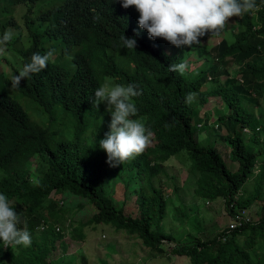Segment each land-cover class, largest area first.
<instances>
[{
	"label": "trees",
	"instance_id": "1",
	"mask_svg": "<svg viewBox=\"0 0 264 264\" xmlns=\"http://www.w3.org/2000/svg\"><path fill=\"white\" fill-rule=\"evenodd\" d=\"M43 1L0 0L3 14L23 2L38 21L29 26V43L15 48L18 59L12 63L13 71H0L4 85L0 88V193L8 196L19 214L18 227H26L32 237L29 247L4 246L0 240V264H55L70 247L68 243L77 246L76 241H82L85 234L80 227L85 223L111 224L137 234L153 254L186 255L191 264H264V249L257 256L254 250L258 242L264 246V213L254 219L248 210L264 180V119L254 111L252 100L245 102L254 93L264 94V0H256L260 10L255 14L230 18L235 23L234 39L229 42L222 36L213 47L215 64L197 75L169 71L172 63L182 62L184 53L165 50L159 38L152 39L141 29L135 6L124 8L122 0H57L42 8ZM122 36L135 37L136 49L125 48ZM49 50L56 54L70 50L73 69L62 65L57 54L46 69L12 87V77L30 63L32 54ZM248 50L252 51L243 54ZM229 61L238 64L237 72H230ZM219 73L225 75L221 82L208 87L207 76ZM105 75L114 77L119 85L134 83L143 89L134 98L138 113L133 118L143 117L154 139L142 154L117 169L107 162V153L99 146L110 131L111 118L102 102L99 107L93 105ZM189 92L197 96L186 104ZM211 94L219 97L225 110L217 108L213 119L203 118L207 122L203 125L200 105ZM23 97L34 104H28L31 114L35 110L45 122L31 116ZM218 124L225 128L222 138L229 142L230 158L238 162L235 169L213 143L198 138L201 126L212 130L210 126ZM205 134L209 137L208 131ZM182 150L190 169L197 173L196 196L207 200L221 196L231 219H237L241 210L247 217L240 214L234 227L226 223L210 237H197L193 243L165 250L164 242L174 236L161 228L167 200L152 177L166 159ZM41 161L45 168L36 171ZM122 169L134 183L138 180V214L126 213L113 199L111 185L116 177L124 178ZM252 174L259 181L256 192L249 194L243 184ZM63 194L79 197L78 207L87 201L95 210L77 225H70L72 214L66 225L65 221L60 224L58 219L65 212L56 201L62 204Z\"/></svg>",
	"mask_w": 264,
	"mask_h": 264
},
{
	"label": "rangeland",
	"instance_id": "2",
	"mask_svg": "<svg viewBox=\"0 0 264 264\" xmlns=\"http://www.w3.org/2000/svg\"><path fill=\"white\" fill-rule=\"evenodd\" d=\"M57 0H45L40 6L42 8L49 6L52 2ZM40 1L36 2L39 4ZM35 13L28 10L27 3H16L7 14H3L0 10V36L6 30H11L14 35L13 39L6 45V52L0 55V71L5 70L8 74L13 71L12 63L18 59V53L16 47H23L30 41L29 26H33L38 23L34 20ZM9 18L11 19L9 21ZM13 21V22H12ZM234 20L229 19L226 22V28L217 34H210L208 36L200 37L201 42L195 44V46L186 50L184 46L177 47L164 38H159V41L163 45L164 49L169 52H182L185 56L182 61H186L188 64V71L192 75H197L203 69H208L211 65L215 64L216 56L214 54L213 47L218 40L224 36L227 41L234 39L233 28ZM18 35L17 38H14ZM47 41V36L44 37ZM252 50L243 52V54L250 53ZM60 55L59 61L68 69H73L74 63L70 59V50L62 52L56 51ZM53 52V57L57 55ZM117 58H121V55L115 52ZM232 59V58H230ZM228 68L231 73H235L238 70V64L234 61H229ZM209 76V75H208ZM207 76L209 86L219 84L221 79L224 78V74H210ZM109 87H113L118 83L114 77L105 75L104 84ZM207 83L203 85L206 87ZM0 88H4L3 83L0 81ZM22 103L25 108L30 112L31 110L28 104L34 105L29 98L23 97ZM254 111L258 114L259 118L264 119V94L260 95L254 93L248 97L245 102L251 103ZM105 109L107 105L102 102ZM218 96L211 94L209 99L203 105H200L202 124L203 118L210 117L213 119L216 116L217 108L223 111L225 108ZM31 116L37 120H43L45 118L39 116L35 110L32 111ZM108 117L111 118L110 112L106 110ZM143 118V117H140ZM144 119V118H143ZM217 121V120H216ZM203 124V125H204ZM211 129L206 127H200L197 130L198 138L203 142L213 143L224 157L227 165L231 169H235L238 165L237 161H233L229 156L230 145L229 142L222 138L225 133V128L211 125ZM208 131L209 137L205 134ZM59 134V133H58ZM249 136L248 134H245ZM153 142V137L150 138ZM248 141V140H247ZM150 142V143H151ZM186 151L182 150L176 155L170 156L163 162V167L158 171L156 175L152 177L153 182L162 188V191L166 197V213L161 220V228L165 232L173 234L174 239L170 242H164L163 247L168 250L171 246H178L180 244L193 243L197 237L205 238L210 237L218 232L226 223H229L231 216L224 206L223 198L217 196L214 199H206L204 197L196 196L194 192V186L196 184L195 179L197 173L190 169L189 160L186 156ZM261 160V159H260ZM263 161V160H261ZM121 164L112 166L113 169H117ZM45 163L43 161L37 163L36 171H43ZM124 178L116 177L112 183V196L117 205L123 207L124 211L131 214H138V205L136 195L138 192V180H134L126 175V170L122 169ZM259 178L256 174H252L243 184V190L246 193L252 194L256 192ZM257 198L253 201V205L249 206V215L256 219L259 215L264 213V180L261 184L260 194H257ZM63 203L57 206L60 207V211H64L65 215L59 217V223L62 224L65 221V225L69 222V215L72 216V222L70 225H77L79 219L86 220L93 213L95 208L90 202L85 201L82 206H77L79 197H73L69 194H63ZM53 199L48 198V201ZM54 201L50 204L55 207ZM182 212L186 213L185 216ZM247 217V214L244 215ZM80 220V221H81ZM70 225L68 224L69 228ZM85 236L79 242V245L75 246L71 242L68 250L61 254L55 264H191L189 257L186 255L178 254H153L154 250L147 248L142 243L137 234H129L123 229H115L111 224L98 223L96 225L83 224L80 227ZM72 230H70V233ZM74 240H72L74 242ZM261 241V240H260ZM76 243V244H77ZM262 241L258 242L255 247V254L260 255L264 249ZM10 246V245H9ZM16 247L14 244L11 245Z\"/></svg>",
	"mask_w": 264,
	"mask_h": 264
},
{
	"label": "clouds",
	"instance_id": "3",
	"mask_svg": "<svg viewBox=\"0 0 264 264\" xmlns=\"http://www.w3.org/2000/svg\"><path fill=\"white\" fill-rule=\"evenodd\" d=\"M122 6H135L140 13V28L146 29L152 39L164 38L177 47L199 44L200 37L209 31L223 29L230 18L245 13L255 14L260 10L256 0H122ZM13 35L11 30H6L0 36V55L5 54L6 45L13 39ZM121 40L125 48L136 49L135 37L122 36ZM52 57V50L44 54L33 53L30 63L12 77V87H19L22 80L46 69ZM168 68L169 71L183 75L188 64L182 61L172 63ZM142 94L143 89L134 83L126 86L117 84L113 87L105 84L95 91L93 105L99 107L101 102H105L106 110L111 114L110 131L99 141V146L106 151L107 162L112 166L123 164L142 154L151 142L153 132L144 119L133 118L138 113L134 98ZM196 96L197 93L189 92L185 103H193ZM20 223L21 218L12 201L5 193H0V240L4 246H31V234L26 227H18Z\"/></svg>",
	"mask_w": 264,
	"mask_h": 264
},
{
	"label": "built area",
	"instance_id": "4",
	"mask_svg": "<svg viewBox=\"0 0 264 264\" xmlns=\"http://www.w3.org/2000/svg\"><path fill=\"white\" fill-rule=\"evenodd\" d=\"M243 129L249 131L248 126H245ZM240 214L245 215L246 214L245 210H241L240 212L236 213L237 219L232 218L231 221H229V227H234L236 224H238L240 222V220L238 218Z\"/></svg>",
	"mask_w": 264,
	"mask_h": 264
}]
</instances>
